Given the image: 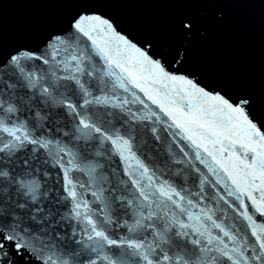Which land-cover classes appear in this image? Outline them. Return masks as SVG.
<instances>
[{
    "label": "snow or ice",
    "instance_id": "obj_1",
    "mask_svg": "<svg viewBox=\"0 0 264 264\" xmlns=\"http://www.w3.org/2000/svg\"><path fill=\"white\" fill-rule=\"evenodd\" d=\"M0 264H264V0H0Z\"/></svg>",
    "mask_w": 264,
    "mask_h": 264
},
{
    "label": "water",
    "instance_id": "obj_2",
    "mask_svg": "<svg viewBox=\"0 0 264 264\" xmlns=\"http://www.w3.org/2000/svg\"><path fill=\"white\" fill-rule=\"evenodd\" d=\"M28 9L23 7L21 4H14L8 11V22L15 24L28 14ZM256 44L258 46V34L256 36Z\"/></svg>",
    "mask_w": 264,
    "mask_h": 264
}]
</instances>
